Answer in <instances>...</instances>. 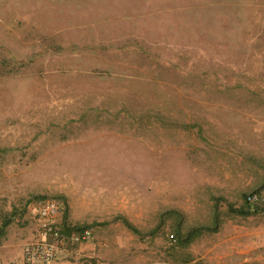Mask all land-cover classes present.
<instances>
[{
    "label": "rangeland",
    "instance_id": "rangeland-1",
    "mask_svg": "<svg viewBox=\"0 0 264 264\" xmlns=\"http://www.w3.org/2000/svg\"><path fill=\"white\" fill-rule=\"evenodd\" d=\"M260 190L264 0H0L4 244L52 197L102 264L210 257L234 227L264 264Z\"/></svg>",
    "mask_w": 264,
    "mask_h": 264
},
{
    "label": "built area",
    "instance_id": "built-area-1",
    "mask_svg": "<svg viewBox=\"0 0 264 264\" xmlns=\"http://www.w3.org/2000/svg\"><path fill=\"white\" fill-rule=\"evenodd\" d=\"M249 207H264V190L254 191L246 196ZM67 212L66 204L56 198L46 197L29 203L27 219L36 226L35 236L23 245L22 264H57L59 257L70 248L82 244H94L95 235L90 227L72 229L65 232L62 221ZM171 245H176L177 238L169 235ZM4 240L0 234V253L4 248ZM0 264H4L0 256Z\"/></svg>",
    "mask_w": 264,
    "mask_h": 264
},
{
    "label": "crops",
    "instance_id": "crops-1",
    "mask_svg": "<svg viewBox=\"0 0 264 264\" xmlns=\"http://www.w3.org/2000/svg\"><path fill=\"white\" fill-rule=\"evenodd\" d=\"M67 213V212H66ZM65 223V217L63 218L61 227L65 232L71 231L67 228ZM65 225V226H64ZM80 227H77L79 229ZM37 230V228H36ZM220 228L214 231L213 241H222L219 232ZM237 227H234V231L228 234H223V242H225V247L219 248L217 244H214V253L210 257L202 256L197 257L190 255L188 260L178 262L177 264H262L263 252L260 247L263 246V237H257L259 231L255 228L253 232H243V234H236L238 231ZM256 234V235H253ZM95 235V232H94ZM221 235V234H220ZM26 236L25 233H19L15 235L10 241H15L17 239ZM99 239V238H98ZM96 237V244H82L76 247L70 248L66 253H63L57 260V264H102L104 259V254L102 249L97 246L99 240ZM118 241V240H117ZM245 244V245H244ZM218 247V249H217ZM254 248V252H251L248 248ZM12 245L6 243L2 249L0 256L4 264H22L23 262V247L16 248ZM177 260V259H174ZM13 262V263H12Z\"/></svg>",
    "mask_w": 264,
    "mask_h": 264
},
{
    "label": "trees",
    "instance_id": "trees-1",
    "mask_svg": "<svg viewBox=\"0 0 264 264\" xmlns=\"http://www.w3.org/2000/svg\"><path fill=\"white\" fill-rule=\"evenodd\" d=\"M248 205V204H247ZM256 207H262V206H260V205H256L255 207H253L254 209L256 208Z\"/></svg>",
    "mask_w": 264,
    "mask_h": 264
}]
</instances>
